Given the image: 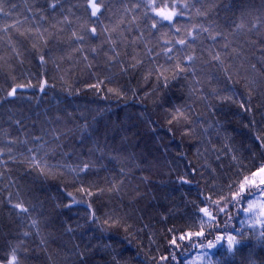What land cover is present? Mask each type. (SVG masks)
Here are the masks:
<instances>
[{"label": "trees", "instance_id": "obj_1", "mask_svg": "<svg viewBox=\"0 0 264 264\" xmlns=\"http://www.w3.org/2000/svg\"><path fill=\"white\" fill-rule=\"evenodd\" d=\"M164 2L0 0V264H264V0Z\"/></svg>", "mask_w": 264, "mask_h": 264}, {"label": "snow or ice", "instance_id": "obj_2", "mask_svg": "<svg viewBox=\"0 0 264 264\" xmlns=\"http://www.w3.org/2000/svg\"><path fill=\"white\" fill-rule=\"evenodd\" d=\"M103 3H104V0H99V3H97V0H89V6L91 7V16L92 17L97 16V14L100 12V5H102ZM144 4H145V7L150 8L151 11L153 13H155L156 17L160 18V19H154L153 18L152 28H156L157 25L162 24L164 21H167L169 24H173L174 18L177 17L178 15L182 14V13L178 12V10H177L178 5L177 4L173 3L170 5L169 3L164 2V0H160L159 3H158V0H144ZM183 7L186 8L187 4L183 5ZM0 11H3V9L0 8ZM207 30L208 29H204V31H207ZM177 31H179V29H177ZM95 33H96V28H92L91 34L94 35ZM73 36H76V34L73 33ZM214 38L215 37H213V39ZM76 39L78 41H82L84 39V37L83 36H76ZM178 43L183 45V44H185V40H179ZM225 47H227V45H225ZM170 50L171 49H169V51ZM93 51H95V49H93ZM43 59H44V57L41 56L42 61H43ZM188 59L192 60L193 57L189 56ZM213 59L219 60L220 57H219V55H216L215 57H213ZM177 68H179V70L181 72L185 71V69L180 67L179 64H177ZM110 91H111V89H110ZM15 93H16V89L14 88V89H12L11 92L8 93V95L14 96ZM241 106L243 107V105H241ZM33 161H35V158H33ZM35 163H36V166L39 168L40 167L39 162L36 161ZM45 167H47L46 164H45ZM87 168H88V165L85 164L84 167L82 169H80V171L83 172V171L87 170ZM259 171L261 174H264V168H261ZM41 172L43 173V168H41ZM246 183H249L247 178L245 179L244 182L241 183V185H240L241 192H238L236 194L237 196H241L242 192L245 189ZM260 184L264 185V178L261 179ZM257 187H259V185H257ZM81 191H83V189H81ZM262 191H264V190H262ZM91 194H92L91 192L88 193V195H91ZM68 195L71 196L72 194L69 193ZM242 198L246 199V197H242ZM73 203H77V201H75V199H73ZM68 206H70V205H68ZM15 207L20 208L24 212L28 211V209L23 208L21 204H17V205H15ZM253 207H254V205L250 203L248 209H245V211H250ZM200 211L204 212L206 215H210V213L208 212V210L206 208H202ZM93 217L95 218L94 213H93ZM107 222L108 221L106 220L105 223H107ZM35 224H36V221H33V225H35ZM68 230L71 231V229H68ZM25 235H27V233H25ZM197 235H202V233H197ZM262 235H264V233H262ZM225 240H226V244H227V252L228 253L233 252L234 246L241 243L240 240H237L236 237L232 236V235H229L226 238L222 237V236L216 237V241L218 244L221 243L222 241H225ZM215 247H216V245L210 241L208 244V248L212 249ZM206 255H208V253H206ZM15 262H16V256H15V250H14L13 255H12V261L10 262V264H15Z\"/></svg>", "mask_w": 264, "mask_h": 264}, {"label": "rangeland", "instance_id": "obj_3", "mask_svg": "<svg viewBox=\"0 0 264 264\" xmlns=\"http://www.w3.org/2000/svg\"><path fill=\"white\" fill-rule=\"evenodd\" d=\"M91 8V7H90ZM258 175V174H257Z\"/></svg>", "mask_w": 264, "mask_h": 264}]
</instances>
